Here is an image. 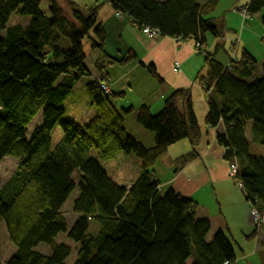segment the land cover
I'll list each match as a JSON object with an SVG mask.
<instances>
[{
	"label": "trees",
	"instance_id": "1",
	"mask_svg": "<svg viewBox=\"0 0 264 264\" xmlns=\"http://www.w3.org/2000/svg\"><path fill=\"white\" fill-rule=\"evenodd\" d=\"M44 1L0 0V31H5L0 36V164L6 157L18 161L16 173L0 189V222L16 247L4 264H69L74 250L59 242L64 236L78 246L73 264H235L231 236L218 231L208 241L211 222L198 219L199 204L173 189L163 192L153 170L172 145L189 139L196 147L202 140L190 91H175L156 115L147 106L136 110L137 123L155 135V145L135 139L125 127L133 108H119L116 101L123 94L102 88L115 61L105 52L99 20L101 7L109 3L141 31L205 45L208 36L219 40L202 54L206 73L200 83L209 99L205 124L217 129L225 161L238 165L235 180L251 211L264 214V158L251 148L264 146V73L246 49L237 50L238 59L231 61V48L222 40L224 22L213 16L224 0H98L91 7L49 0L47 13L41 10ZM245 8L252 17L261 15L264 26V0H250ZM12 15L29 21L8 27ZM221 50L230 59L227 65L217 59ZM93 53L99 78L86 88L97 114L79 125L64 120L63 105L76 85L91 77L87 60ZM134 58L131 51L119 63ZM148 68L161 81L155 67ZM58 125L63 136L53 147ZM93 150L104 162L119 153L140 160L141 173L130 189L108 176ZM195 158L193 151L177 164L183 167ZM76 172L78 185L72 179ZM75 192L76 219L70 227L63 209ZM252 229L250 238L259 232ZM42 246L48 254L39 250Z\"/></svg>",
	"mask_w": 264,
	"mask_h": 264
},
{
	"label": "crops",
	"instance_id": "2",
	"mask_svg": "<svg viewBox=\"0 0 264 264\" xmlns=\"http://www.w3.org/2000/svg\"><path fill=\"white\" fill-rule=\"evenodd\" d=\"M72 1L83 6L88 0ZM226 1L229 0H224L219 4L217 10L214 12V17L220 19L221 11L219 12V9H221L222 3H226ZM92 2H94L93 5H95L98 0H92ZM101 2L100 0L98 4H101ZM245 2L244 5L242 0H231V3H228L225 7L227 8L226 10L231 9L229 10L231 12L225 11L223 19H220L224 22L222 23L224 32L222 40L227 42L228 50L231 47L230 40L232 39L230 38L238 34L242 27L245 26L241 16L236 14L233 10L237 7H245L250 0ZM124 17L125 18L122 19L117 18L116 11L109 3H105L99 11V20L102 22L106 34L105 52L115 61L114 64L108 67L109 82L106 86L110 93L123 94V96L116 101L119 108L127 109L132 107L134 110L132 114L125 118L127 132L134 137L140 136L137 137L138 140L148 147H153L155 145V135L134 122H131V131L128 127V121H133L136 110L141 106H147L152 114H157L163 109L166 99L175 91L189 90L198 123L203 131L202 140L196 147L191 144L189 139L172 145L168 149L165 157L161 159V162L156 163L153 167L155 176L161 181V190L163 192L173 189L182 196L191 198L200 204L197 213L198 219H208L211 222V231L207 240L210 241L218 231H229L231 235L235 234L232 231V220L234 216L239 217L241 222L236 220L235 225L238 228L245 227V229L241 230L236 229L240 233H243L241 235L249 238V235L253 234L252 231H254L251 229V227L253 228L252 221L251 224L249 223L251 206L247 201V204H243L245 201L241 200L240 194H237L239 188L236 182L229 176V163L226 162L224 158L225 151L219 146L216 140L217 129H210L205 124L209 99L205 101V99H202L204 96H200V89L205 92L200 83V79L206 73V66L205 62L203 64L202 60L195 54L194 40L183 41V43L178 42L181 40L164 38L160 35V38H155L139 30L130 18ZM245 32L246 29L244 27L241 32V38L247 39V37H245ZM228 33H233V35H227ZM208 37L206 45L209 51H213L219 40L213 37L208 40ZM244 49L255 57L248 39L247 41L241 39L239 51H243ZM131 51H133L135 58L123 64L119 63L128 53L130 54ZM220 52L225 54L224 50ZM97 56V53H95L94 60ZM94 60L92 65L94 64ZM177 64L180 65L179 71L175 69ZM151 65L155 67L156 73L161 78V81L157 79L159 83L157 84L158 86L151 80L152 75L148 68V66ZM88 68L91 69V66H88ZM93 70L91 77L82 79L76 85L73 92L82 89L87 92L86 86L89 82L99 78L95 69ZM132 75L135 76L134 79H147L153 87L149 89L150 87L145 85L142 86L145 87L142 89L140 84L136 83L134 79H130ZM160 88H162V90H160ZM157 89L160 90V93ZM152 90L160 94L158 102H156V100L153 102L147 101L146 96H149ZM132 92L140 94L144 92V94H141L140 97L133 96V98L131 97L129 99V95ZM198 104H200L199 109L197 107ZM92 111V116H95L96 112L93 108ZM201 122H204L205 126H203ZM219 130L221 131L223 128L221 127ZM140 138H143V140ZM145 138L148 140V143L145 142ZM253 146L256 145H251V148ZM193 151L197 153V158L188 162L183 167H180V165L177 164V160ZM253 154L259 156L258 150L253 152ZM120 155L121 153L117 155L115 161L119 159ZM139 167H141V164ZM160 167H164L162 169L163 177H159L158 169ZM131 186L132 184H129L128 188L130 189ZM234 194H237L238 197L234 198ZM239 207L243 208L240 212V216L238 215ZM261 233L264 234V232H258L254 237L257 241V251H260L261 246H263L262 248L264 249V235ZM239 258L241 260L245 257ZM238 263L241 262L239 261ZM238 263L236 261L235 264Z\"/></svg>",
	"mask_w": 264,
	"mask_h": 264
},
{
	"label": "rangeland",
	"instance_id": "3",
	"mask_svg": "<svg viewBox=\"0 0 264 264\" xmlns=\"http://www.w3.org/2000/svg\"><path fill=\"white\" fill-rule=\"evenodd\" d=\"M162 1H165V0H162ZM245 1H247V0H242L244 5L246 3ZM49 3H50L49 0L44 1L43 4L41 5V10L47 13L48 12V7H49ZM228 3H231V0L226 1V3H222V5L220 7L221 9H219V12L221 11L220 19H223V14L225 13V11L231 10V9L226 10L227 8H225ZM93 4H94V2H92V0H88L87 2H85L84 6H87V7L90 6L91 7ZM242 8H243V6L242 7H237L233 11L236 14H239L241 16V18L243 20V23L245 24V26H244L245 29H246L245 37H247V39L249 41V44L251 45V48L253 49L252 51H253V53L255 55V58L258 61V72H259V74H262V73H264V71H263V64H264V26H263V24L261 22V15H255V16L252 17L248 13V11H247V14H243L242 11H240ZM229 12H231V11H229ZM116 16H117V18H121V19L125 18L124 15L120 14L119 12H116ZM28 21H29L28 17H20V16L12 15V17H11V19H10V21H9L7 26L11 27V26H14V25H17V24H21V25L25 26L28 23ZM224 27L226 29L225 25H224ZM244 27H242L240 32L238 34H236V35H233V33H228L227 34V35H233V37L230 38V39H232V40H230V43L232 44V46H234V44H236V46H238L237 50L240 49L241 39L247 41V39L241 38V32L243 31ZM144 33L149 35V36L155 37V38H160V36L158 34H156V33H151V32L147 33L146 31H144ZM4 35H5V31H0V36H4ZM208 38H209L208 40H210V39H212V36H209ZM236 39L239 40V43L238 42L237 43L234 42ZM178 42H183V41H178ZM246 43H248V42H246ZM243 46H245V45H243ZM195 54L198 55L197 57L200 58V60H202V62L204 64V57L197 50V43H195ZM89 56L90 57L87 60V65L91 66V69H89V70L91 71V74H92V72L94 71L92 63H93V60H94L95 53H94V55L93 54H89ZM238 56H237V59H238ZM217 59L220 62H222L223 64H225V65H227V63H229V60H230L223 52H219V54L217 56ZM134 78H135L134 75H132L130 77L131 80H133ZM151 78H152L151 80L155 83V85L158 86L157 84H159V83H158L157 78H153L152 76H151ZM134 80H135L136 83L140 84L142 89L145 88V87H142V86H145V85L147 87H150L149 89H151L153 87V85H151L148 82L147 79L143 80L142 78L141 79L137 78V79H134ZM157 90H159V89H157ZM160 90H162V88H160ZM160 90H159V93H160ZM200 90H201L200 96H204V97H202V99L203 100L205 99V101H206L208 99V94L206 92H204L202 89H200ZM159 93L155 92L154 90H152L150 95L146 96L147 101L153 102V101L156 100V102H158L159 97H160ZM141 94H144V92H142ZM141 94L140 93H136V92H132L129 95V99L131 97L133 98V96L140 97ZM63 106H64V109H65L64 120L74 121V122H76L79 125H87L88 123H90L96 117V114H97L95 108L92 106L91 99H90L88 93L84 89L77 90V91L73 92L66 99V101H65ZM197 107L199 109L200 104H198ZM92 108L96 112L95 116H92V114H93ZM158 113H160V112H158ZM154 115H156V114H154ZM41 120H42V116L39 117V118H36L35 121L30 124V126L28 128V135H30L32 133L34 127H37L40 124ZM131 122H134L135 124H138L137 121H136V115H135V118L133 119V121H128V127H129L130 130H131ZM201 123H203V126H205L204 122H201ZM62 136H63V134H62V131H61V127H60V125H58V126H56V128L54 129V131L52 133V144H53V147H55L57 145V143L62 139ZM137 137H140V136H137ZM137 137H134V138L137 139ZM140 139L143 140V138H140ZM147 141L148 140L146 139L145 142L148 143ZM255 145L257 147L256 146L252 147L253 152L258 150L259 156L264 158V146L260 145V144H255ZM91 155H92L93 158L101 161L102 168L106 171L108 176L114 182H116L119 185H122V186H124L126 188H128L129 184H133L135 182V180L137 179V177L141 173V167H139L141 162L134 155H128L126 153H121L119 159L117 161H115L116 160L115 159L114 160L115 162L111 161V163L110 162L107 163V162L102 161L100 159V152L99 151L93 150ZM164 157H165V155L163 157H161V159H163ZM161 159H159L157 161V163L161 162ZM232 165H233V163L229 164V169H230V166H232ZM17 167H18V161L16 160V158L6 157L2 161V163L0 164V189L16 173ZM163 168L164 167H160L158 169L159 177H163V173H162V169ZM79 174H80L79 172H76V173H74V175L72 177L73 181L77 185L80 183ZM231 179L236 182V184H237V186L239 188V189L237 188L238 189V193L237 194H240L241 200L245 201V202L242 201L243 204H247L246 203V199L244 198L242 189H240L238 181H236L234 178H231ZM237 194H234V198L238 197ZM76 195H77V192H75L71 196L69 202H67V205L63 209V212H64L66 218L69 221V226L70 227L73 225L72 223L76 219V215H74L73 212H72V202H73L74 198L76 197ZM234 200H237V199H234ZM234 209H236V208H234ZM241 210H243V208L239 207V209H238V215L239 216H240ZM236 220H238L240 222L239 217H237V216H234V218L232 220L233 225L230 222L231 225L233 226L232 227V231L235 234H232L233 235L232 236L229 231H226V232L228 233L229 236H231V239L233 241V246L235 248V252H236V255H237V263L240 261L241 263H238V264H264V249L262 248L263 246H261L260 251H257L256 250L257 249L256 238H250V237L248 238V237H245V236L241 235L243 233H240L237 229L241 230V229H245V227L244 228H238L235 225V221ZM251 221H252V218L250 216V221H249L250 224H251ZM251 229H252V227H251ZM92 230H93L94 233H96L98 231V228L94 227V228H92ZM259 232H264V230H260L259 229ZM261 234L264 235L263 233H261ZM59 242L68 243V244H70L72 246L74 252L72 253L70 258L68 259V263L69 264H73L74 261L76 260V251H77V247L78 246L76 244H73L71 241H69L66 238V236L62 237L59 240ZM39 250L42 253H45V254L49 253V249L46 248V247H43V246L41 248H39ZM15 252H16V247L13 245V243L11 242V240L9 238L5 222L2 221V222H0V264L6 263V261H8L10 259V257ZM239 257H245V258L240 260Z\"/></svg>",
	"mask_w": 264,
	"mask_h": 264
},
{
	"label": "built area",
	"instance_id": "4",
	"mask_svg": "<svg viewBox=\"0 0 264 264\" xmlns=\"http://www.w3.org/2000/svg\"><path fill=\"white\" fill-rule=\"evenodd\" d=\"M240 11H242L243 14H247V9L245 7H243ZM145 31L147 33L148 32L156 33V32L149 31V30H145ZM234 42L235 43H237V42L239 43V40L236 39ZM230 48H231V51H230L231 52V61H234V60L237 59V48H238V46H236V44H234V46H232V44H231ZM197 50L199 51L200 54H205L206 52L209 51L207 45L201 44V43H197ZM175 69L177 71H179L180 70V65L177 64ZM102 88H103V90L105 92H109V89H108L107 86H103ZM238 173H239V168H238V166L236 164H233L232 166H230V169H229L230 178H234L235 179L237 177ZM238 183H239L240 188H242L241 183L240 182H238ZM251 218H252V225L254 227H257L260 230H264V214H261V213H259V212H257L256 210L253 209L251 211ZM225 264H231V263L226 262Z\"/></svg>",
	"mask_w": 264,
	"mask_h": 264
}]
</instances>
